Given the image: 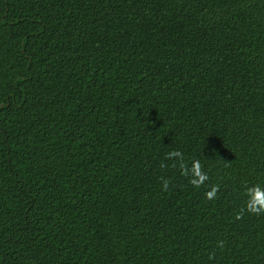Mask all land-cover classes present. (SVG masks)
I'll return each mask as SVG.
<instances>
[{
    "label": "trees",
    "instance_id": "obj_1",
    "mask_svg": "<svg viewBox=\"0 0 264 264\" xmlns=\"http://www.w3.org/2000/svg\"><path fill=\"white\" fill-rule=\"evenodd\" d=\"M257 183L264 0H0V264H264Z\"/></svg>",
    "mask_w": 264,
    "mask_h": 264
},
{
    "label": "clouds",
    "instance_id": "obj_2",
    "mask_svg": "<svg viewBox=\"0 0 264 264\" xmlns=\"http://www.w3.org/2000/svg\"><path fill=\"white\" fill-rule=\"evenodd\" d=\"M165 159L175 160L174 167H178L181 174L188 178L189 183L194 188H200L205 185V182L209 180V176L203 171V166L198 159H194L189 166L185 163L183 153L178 150H173L167 153ZM161 167H166L163 163ZM170 181L162 178V187L164 191H167ZM220 191L219 185H211L204 193L207 200L213 201L217 198V193ZM244 196L246 197L243 206L238 210L235 219H243L245 213L255 216L264 215V185L259 183L251 186L245 185ZM217 246L221 249L224 247L223 241H218ZM215 253L209 255V259H213Z\"/></svg>",
    "mask_w": 264,
    "mask_h": 264
}]
</instances>
